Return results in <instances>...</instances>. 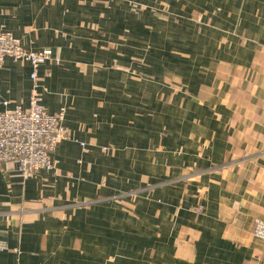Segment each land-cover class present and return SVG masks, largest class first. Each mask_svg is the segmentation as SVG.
Returning <instances> with one entry per match:
<instances>
[{"label":"crops","instance_id":"obj_1","mask_svg":"<svg viewBox=\"0 0 264 264\" xmlns=\"http://www.w3.org/2000/svg\"><path fill=\"white\" fill-rule=\"evenodd\" d=\"M126 3L0 0L2 32L28 51L52 50L38 70L42 104L64 112L79 142L60 143L57 170L27 180L0 165V264H264L254 234L264 221V7L249 20L224 7L219 25L236 35L207 72L177 71L183 87L170 106L153 90L155 115L135 121L127 64L134 28L146 24ZM32 72L5 59L0 113L28 108Z\"/></svg>","mask_w":264,"mask_h":264},{"label":"rangeland","instance_id":"obj_2","mask_svg":"<svg viewBox=\"0 0 264 264\" xmlns=\"http://www.w3.org/2000/svg\"><path fill=\"white\" fill-rule=\"evenodd\" d=\"M128 2L126 4L132 9L133 23L146 24L134 28V43L137 46L133 60L127 64L132 66L130 73L132 72L135 83L132 90L137 100L135 121L141 115L144 117L155 115L154 111L148 112L146 108V102L151 98L153 90L157 91L159 96L155 103L164 101V104L170 106L180 91L179 85H183L177 71L196 63L201 65V72H207L211 59L221 50L219 46L227 44L230 41L229 37L236 35L219 25L221 17L217 14L222 12L224 7L230 8L228 13L232 18L243 17L245 20L256 19L257 10L264 7V0H128ZM214 16L219 18L217 22L213 21ZM130 18L131 16L127 17L128 20ZM128 76L130 78V75ZM167 87L172 88L174 93L170 95ZM123 93L129 94L126 91L121 92ZM161 93L170 97L164 100L160 96ZM142 111L144 113L141 114ZM150 151L157 153L163 151V148L150 147ZM154 188L156 186L134 190L131 196L135 197L139 193L142 195L146 191L148 193ZM125 195L126 193L118 194L103 202L110 199L113 202ZM100 202L102 201L97 200L94 205ZM92 204H84V207L90 208ZM133 210L134 207L126 208L128 214H132ZM200 210L202 209L199 208L198 212L202 213L203 210Z\"/></svg>","mask_w":264,"mask_h":264},{"label":"built area","instance_id":"obj_3","mask_svg":"<svg viewBox=\"0 0 264 264\" xmlns=\"http://www.w3.org/2000/svg\"><path fill=\"white\" fill-rule=\"evenodd\" d=\"M8 57L32 66V87L27 109L19 106L0 113V165L13 166L27 180L41 170H57L58 161L52 158V154L60 143L79 142L65 127L64 112L51 115L42 104L38 70L54 60L52 50L28 51L19 39L0 30V66ZM80 146L84 149L86 145L81 143ZM254 234L264 242L263 220L255 221Z\"/></svg>","mask_w":264,"mask_h":264}]
</instances>
